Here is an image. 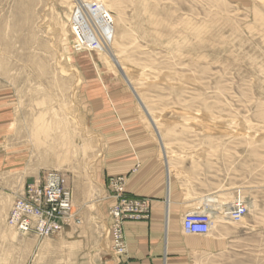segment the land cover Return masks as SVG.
<instances>
[{
    "label": "rangeland",
    "instance_id": "rangeland-1",
    "mask_svg": "<svg viewBox=\"0 0 264 264\" xmlns=\"http://www.w3.org/2000/svg\"><path fill=\"white\" fill-rule=\"evenodd\" d=\"M72 1L0 0V92L15 94L7 148L28 159L0 172V264H93L103 249L118 260L108 235L107 182L95 169L103 140L84 111L91 90L103 106L115 109L117 101L132 109L165 176L169 166L184 198L194 199L187 210L204 205L207 195L224 192L230 201L236 190L255 202L234 227L215 223L207 235L184 233L213 242L194 248L188 263L264 264L262 1L121 0L129 35L120 42L133 49L117 57L159 123L165 149L118 66L79 50L68 25ZM95 103L89 101L101 112ZM51 169L69 177L76 223L49 238L14 232L7 219L15 196L25 190L27 197Z\"/></svg>",
    "mask_w": 264,
    "mask_h": 264
},
{
    "label": "crops",
    "instance_id": "crops-1",
    "mask_svg": "<svg viewBox=\"0 0 264 264\" xmlns=\"http://www.w3.org/2000/svg\"><path fill=\"white\" fill-rule=\"evenodd\" d=\"M95 92L91 90V93H86L89 97L86 94L83 96V104L86 118L93 123L103 140L102 152L96 162L97 175L105 184L109 177L125 176V193L129 197L146 199L149 217L146 220L125 222L126 254L119 255L117 260L105 249L98 250L92 259L93 264H189L188 256L195 249L188 244L192 238L182 232L181 218L194 199L186 200V192L179 187V181L173 178L167 194L163 165L155 155L154 144L143 135L132 118V109L117 107V101L113 103L115 109L113 105L103 106L96 100L100 96ZM14 95L7 91L0 92V147H3L0 149V172H13L23 161H28L21 149L19 153L13 152L11 144L7 142L9 128L15 120ZM115 97L122 99L119 93ZM93 99L101 112L95 113L89 105ZM34 175L37 178L39 174L35 172ZM106 192L110 210L115 200L107 188ZM166 205L171 209L167 234L164 219Z\"/></svg>",
    "mask_w": 264,
    "mask_h": 264
},
{
    "label": "bare ground",
    "instance_id": "bare-ground-1",
    "mask_svg": "<svg viewBox=\"0 0 264 264\" xmlns=\"http://www.w3.org/2000/svg\"><path fill=\"white\" fill-rule=\"evenodd\" d=\"M68 1V0H67ZM262 1L264 5V0ZM73 9L71 11V14L69 16V26L70 31L74 36V40L79 47V50L83 48L87 52H94L98 54V59L102 60L103 58L110 59L116 66H118L119 70L121 71L122 75L124 76V79H126L127 83L130 85V88L132 89V92L136 99L138 100L140 106L142 107L143 111L147 115L148 123L153 126V129L156 133V136H158V142L162 145V148L165 149V143H163V136L161 135V131L159 129V123L155 121L153 116L151 115V109L145 104L141 92L136 88L135 82L130 79L128 75V69L126 68L125 64L117 57L118 53H122L127 50H132V47H126L123 43L120 41L122 39H126L129 35V28L126 23L125 14L123 11V8L120 6L121 0H73ZM66 3V2H65ZM257 16H261L260 13H257ZM258 19V18H257ZM261 21V18H260ZM76 47V46H75ZM75 49V48H74ZM133 53V51L131 52ZM95 61L90 60V65L93 64L94 66ZM144 80V78H142ZM141 79V80H142ZM144 82V81H143ZM126 92V91H124ZM123 92V93H124ZM201 123V122H200ZM213 124V123H212ZM174 127V125H173ZM176 128V127H174ZM204 131V130H203ZM178 133V132H177ZM82 146V145H81ZM161 148V147H160ZM161 148V149H162ZM84 149V148H82ZM83 151V150H82ZM162 155L165 159V163L169 165V160L166 151L164 152L162 149ZM168 157V158H167ZM162 158V159H163ZM164 162V161H162ZM169 166H167L166 170V192L169 194L170 188H171V174L169 173L170 170L168 169ZM60 173L65 178L66 182V188L70 193V198L72 200V207L71 212L67 215V220H63L65 217L64 215L61 216V223H55L53 221L52 229L48 230L47 232H43L47 229H45L44 226L47 219L43 217L40 213L36 214L34 210L29 206L26 213L31 216L32 222H30L27 229H20L18 228L19 221H21V217H27L26 214L23 213V211H20L21 207L23 205L27 204V201L23 199V193L25 190H22L20 193H18L11 205V210L7 219V223L10 226V228H13L14 232L21 233L23 236L31 235L37 238H49L56 235H60L63 230L67 227L73 226L72 224L76 223V218L73 214L72 208H73V196H72V190L70 186L69 177L62 172L58 170H45L42 176H46V178L51 179L52 182L55 178V174ZM40 176H37V178ZM115 178L121 177L120 185L113 183L112 181H107V190L111 192L114 203L110 207L109 210V234H110V242H111V251L114 252L116 255H124L127 252V246H126V240L124 235V224L126 221L123 222L121 230H116L115 224L117 223V209L116 207L121 206L123 202V198L125 199H140L141 202H143L148 210L147 213H149V205L146 199L142 198H133L129 197L125 193V185H126V177L125 176H114ZM46 178L45 180H41L40 182H36V184H46ZM38 180V179H37ZM35 184V185H36ZM117 187H122L123 191H115ZM208 188V187H207ZM219 190V189H218ZM194 191V190H192ZM190 193V192H189ZM195 193V191H194ZM191 195V193H190ZM192 196V195H191ZM201 196V195H200ZM186 197V196H185ZM228 197V196H227ZM16 198H19V201L16 202ZM230 197L226 198V194L220 193L219 197L216 195H207L205 198H202L201 206L203 205L207 209H202L201 206H196L193 210H187L182 218H181V229L184 233V219L187 216H196V215H206L209 219L208 224V231L206 233L209 234L212 230V228L215 226V223L221 224L224 226V229H229V226L235 225L236 222L242 221L244 219V215L248 213V211L254 212L255 209H257L256 204L254 201H246L245 197L242 194L241 190H236L233 192V195L231 197V200L228 201ZM167 199V198H166ZM224 200V201H223ZM226 200V201H225ZM169 204V200H168ZM214 206V209L210 208V205ZM166 209L164 212V219H165V231L167 234L168 226L170 224V212L171 209L168 205H166ZM209 207V208H208ZM239 208H244L245 212L241 215H238L237 218L233 217V212L237 211ZM212 219L214 223L212 222ZM132 221H138V220H132ZM233 221V222H232ZM28 220L25 222L27 223ZM108 222V221H107ZM213 223V225H212ZM56 225V228H55ZM44 226V227H43ZM228 226V227H225ZM25 227V225H24ZM42 231L40 228H42ZM222 230V229H221ZM236 230V229H235ZM107 231V230H106ZM234 231V230H233ZM228 232V231H227ZM231 232V231H230ZM106 233V232H105ZM121 233V237H120ZM108 234V233H107ZM108 234V235H109ZM186 234V233H185ZM188 235H196V234H188ZM205 235V234H204ZM202 236V235H197ZM191 237V236H190ZM192 239L188 240V244L191 245L193 248L198 249H208L213 246V242L207 240V239H199L197 237H191ZM121 242L123 245V252H119L116 250L118 247L116 246V243ZM113 253V254H114ZM114 254V255H115Z\"/></svg>",
    "mask_w": 264,
    "mask_h": 264
},
{
    "label": "built area",
    "instance_id": "built-area-1",
    "mask_svg": "<svg viewBox=\"0 0 264 264\" xmlns=\"http://www.w3.org/2000/svg\"><path fill=\"white\" fill-rule=\"evenodd\" d=\"M55 178L51 182V179L46 178L43 176V179L46 178V184L42 186V184H36L31 186V189H28L27 193L29 194L27 197H23L27 201L26 205H23L20 211H23L24 214L27 215L26 211L30 206L36 214H41L43 217L47 219L44 226L45 231L52 229V222L61 223V216L64 215L63 220H67V215L71 212L72 207V200L70 198V193L66 188L65 178L62 174L56 173ZM114 184L120 185L121 178H115L111 180ZM110 181V182H111ZM115 191H123L122 187H117ZM40 199L44 200V206L41 205ZM123 202L121 206L116 207L118 210L116 213L117 216V223L115 224L116 230H121L123 221L125 220H141L145 219L147 216V208L140 199H122ZM245 212L244 208H239L237 211L233 212V217L237 218L238 215H241ZM21 221H19L18 228L20 229H27L30 225L29 223L32 222L31 216L27 215V217H21ZM28 220L27 223H25ZM208 224L209 219L204 215H196V216H187L184 219V233L186 234H196V235H204L208 231ZM25 225V227H24ZM43 226V227H44ZM42 228L40 230L42 231ZM56 228V225H55ZM121 237V233H120ZM117 251L123 252V245L121 242L116 243Z\"/></svg>",
    "mask_w": 264,
    "mask_h": 264
}]
</instances>
